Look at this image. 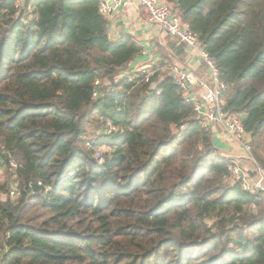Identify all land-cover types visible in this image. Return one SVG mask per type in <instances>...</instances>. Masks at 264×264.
<instances>
[{
  "label": "trees",
  "instance_id": "obj_1",
  "mask_svg": "<svg viewBox=\"0 0 264 264\" xmlns=\"http://www.w3.org/2000/svg\"><path fill=\"white\" fill-rule=\"evenodd\" d=\"M166 2L264 170V0ZM108 25L99 0H0V264H264V192L232 179L168 59L120 77L142 47Z\"/></svg>",
  "mask_w": 264,
  "mask_h": 264
},
{
  "label": "built area",
  "instance_id": "obj_2",
  "mask_svg": "<svg viewBox=\"0 0 264 264\" xmlns=\"http://www.w3.org/2000/svg\"><path fill=\"white\" fill-rule=\"evenodd\" d=\"M135 1L144 10L146 20L149 23L157 25L165 36L176 37L186 48L194 50L201 58L206 67V75L196 74L180 64H172L169 70L174 81L181 89L182 94L193 101V109L199 124L205 129H209L213 124L218 125L247 153L254 163L259 175L257 179L249 180L246 174L234 165L231 169L233 180L242 179V187L248 192L263 191L264 170L259 168L250 156L249 135L244 130L241 117L232 116L224 109V94L227 91V85L220 80L216 65L203 49L197 35L172 11L166 0ZM128 4V0H99V10L104 16H108L116 9H124ZM141 55L148 60V63L124 75L129 82L135 81L140 76L143 77L144 82H149L150 77L159 68V63H155V58L152 54L143 50ZM166 68V66H163L160 70L164 71ZM196 97H198V100ZM114 131L116 129L109 123L107 133L110 134ZM94 156L99 162L102 161L100 149L94 153ZM0 166H2L1 151ZM16 167L17 163L14 160H10L8 168L12 172L13 178L16 177ZM39 184L41 183L39 182ZM12 194L15 193L12 191Z\"/></svg>",
  "mask_w": 264,
  "mask_h": 264
},
{
  "label": "crops",
  "instance_id": "obj_3",
  "mask_svg": "<svg viewBox=\"0 0 264 264\" xmlns=\"http://www.w3.org/2000/svg\"><path fill=\"white\" fill-rule=\"evenodd\" d=\"M128 1L129 4L124 9H116L106 16L109 22L108 29L111 39L115 40L122 34H131L142 47V51H147L154 56L155 63L161 64L168 59L171 63L180 64L199 75H206V67L194 50L184 47V56L178 58L179 56L175 55L171 44L168 43L169 40L160 28L146 20L144 10L138 6L135 0ZM146 63H148L146 58L142 55L137 56L121 73L120 77ZM196 99L198 100V97ZM209 131L214 145L218 147L222 155L235 160L234 163L241 164L244 169L242 171L249 180L253 181L258 178L256 167L247 153L225 131L215 124L209 127ZM253 172L255 173L252 174ZM262 186L264 189V183Z\"/></svg>",
  "mask_w": 264,
  "mask_h": 264
},
{
  "label": "rangeland",
  "instance_id": "obj_4",
  "mask_svg": "<svg viewBox=\"0 0 264 264\" xmlns=\"http://www.w3.org/2000/svg\"><path fill=\"white\" fill-rule=\"evenodd\" d=\"M238 117H240V116H238ZM97 135V134H96ZM215 147H217L216 145H215ZM218 148V147H217ZM100 149V152H101V154H103L105 151H107V148H106V146H102V147H100L99 148ZM95 158H96V156H94ZM233 161H235V160H233ZM234 165L238 168V169H240L241 171L243 170L244 171V169L242 168V166H241V164H239V163H234ZM242 171V172H243ZM255 173V172H254ZM9 176V171L4 167V166H0V181H4L7 177ZM11 178V177H10ZM232 179H234V177H232ZM11 180L12 181H14V179L13 178H11ZM263 183H264V181H262ZM262 183V184H263ZM13 198H15V196H13ZM1 199H4V196H1Z\"/></svg>",
  "mask_w": 264,
  "mask_h": 264
}]
</instances>
